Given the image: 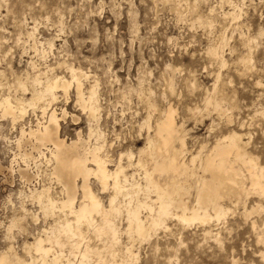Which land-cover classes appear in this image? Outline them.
<instances>
[{"label": "rangeland", "instance_id": "obj_1", "mask_svg": "<svg viewBox=\"0 0 264 264\" xmlns=\"http://www.w3.org/2000/svg\"><path fill=\"white\" fill-rule=\"evenodd\" d=\"M180 1L0 0V96L11 92L21 98V92L14 90L17 80L49 69L68 78L67 63L91 76L84 81L85 93L91 82L99 83L103 110L98 128L105 135L107 155L114 160L129 149L137 154L145 147V121L150 118L155 126L171 105L177 110V122L187 131L190 155L236 130L247 135L246 141L250 138L249 152L264 165V119L258 116L264 109V0ZM229 1L240 2L235 12ZM233 13L235 19L226 16ZM198 18L210 24L201 26ZM218 44L227 62L224 67L208 54ZM249 57L252 67L245 63ZM169 78L174 81L172 91ZM192 80L196 87L189 90ZM217 81L230 96L236 95L232 127L214 111L211 116L189 114L202 108L206 92L213 93ZM58 96L54 107L69 113L61 123L62 138L71 142L81 132L87 139L88 116L76 106L75 89H70L68 103L62 93ZM149 102L156 111L149 110ZM229 107L227 102L225 114ZM72 115L79 120L73 122ZM40 117V110L28 109L24 121L14 126L12 118L0 111V253L12 245L25 259L24 242L31 241L45 221L52 224L54 220V215L45 218L39 205L25 198L28 186L18 171L26 168L15 144L21 126L36 125ZM24 149L32 151L29 144ZM28 163L34 184L50 186L52 195L59 198L61 186L51 167L34 160ZM158 175L166 178L165 172ZM89 183L95 192L100 190L94 176ZM109 197L103 196L105 202ZM224 203L233 207L232 213L219 225L183 230L173 223L171 231H160L150 242L136 241V264H264V242H258L264 214L244 216V203L251 209L264 205V200L250 195L240 204ZM22 206L39 214L38 223L28 217L24 230H9L11 220L23 215ZM255 221L258 230L253 229Z\"/></svg>", "mask_w": 264, "mask_h": 264}, {"label": "bare ground", "instance_id": "obj_2", "mask_svg": "<svg viewBox=\"0 0 264 264\" xmlns=\"http://www.w3.org/2000/svg\"><path fill=\"white\" fill-rule=\"evenodd\" d=\"M238 3L229 1L234 12ZM187 9L192 8L187 6ZM226 16L235 19L236 13ZM197 22L201 26L210 24L201 18ZM221 51L218 44L209 49L208 54L224 67L227 62ZM252 61L249 57L245 63L252 67ZM65 65L68 78L49 69L17 80L14 90L21 92L22 99L11 92L0 96V111L4 117L12 118L14 126L24 121L28 109L41 112L36 125L22 124L15 141L18 156L26 167L18 171L28 186L25 198L37 203L45 218L54 215L52 224L45 221L32 240L24 242L22 252L28 259L11 245L0 253V264H136L139 260L134 250L136 241L150 242L160 231H171L173 223L183 230L214 222L219 225L232 213L233 207L227 206L225 201L240 204L250 195L264 200V165L249 152L250 138L246 141V134L231 130L190 155L187 131L177 122V110L171 105L156 120L155 126L150 125V118L145 121L148 135L145 147L137 154L129 149L116 160L108 156L105 135L98 128L103 110L99 83L91 82L85 93L84 81L91 76L81 68ZM167 81L172 91L174 81L171 78ZM72 87L76 92V106L88 116L89 133L84 139L79 132L75 140L68 142L62 138L61 123L69 113L66 109L59 112L54 106L59 93L68 103ZM195 87L192 80L188 88ZM8 89L12 88L8 86ZM26 95L31 97L26 99ZM227 102L231 103V108L225 114L223 108ZM148 106L149 110L156 109L151 102ZM236 109V95L230 96L218 87L217 81L213 93L206 92L202 108L196 107L189 114L211 116L214 111L232 127ZM258 116L264 119V109ZM72 120L77 122L79 118L72 115ZM28 144L31 152L24 149ZM29 160L51 167L52 175L61 186L59 198L52 195L50 186L34 184ZM160 172H165L166 178L158 175ZM92 176L101 183L96 192L89 183ZM106 194L110 197L105 202ZM22 213L21 217L11 220L9 230H24L23 223L28 217L34 224L38 223L39 214L25 206ZM254 214H264V205L259 203L249 209L244 203V216L250 218ZM262 226L259 243L264 242V222ZM253 229L258 230L256 221Z\"/></svg>", "mask_w": 264, "mask_h": 264}]
</instances>
